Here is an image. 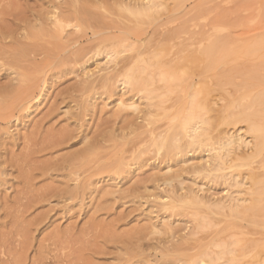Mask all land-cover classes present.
I'll return each instance as SVG.
<instances>
[{
	"label": "rangeland",
	"instance_id": "rangeland-1",
	"mask_svg": "<svg viewBox=\"0 0 264 264\" xmlns=\"http://www.w3.org/2000/svg\"><path fill=\"white\" fill-rule=\"evenodd\" d=\"M153 1L158 5L147 20L127 13L125 6L149 0H0V264H167L169 256L175 261L178 255L171 246L193 239L195 212L206 216L215 203L248 199L243 190L249 183L236 186L221 178L234 174L246 182L244 163L254 145L247 123L215 121L220 133L214 134L247 142L240 160L222 172L210 169L218 134L186 153L168 155L157 147L171 129L179 132L181 108L195 112L182 106L190 90L161 76L179 62L185 64L177 69L178 78L183 71L187 80L206 72L210 80L197 81L192 89L216 110L248 94L264 97V81L237 72L264 65V0H184L179 8L175 0ZM80 3L90 16L78 29L75 21L67 27L61 46L50 41V31L39 34V17L52 16L54 7L57 14L75 15ZM208 38L228 43L211 72L200 54ZM63 46L67 49L59 51ZM74 51L87 56L74 62ZM64 55L72 61L56 66L53 59ZM15 58L25 60L19 62L24 70L13 67H21ZM139 67H147L151 93L120 82ZM34 69L35 94L41 96L19 113L14 91L26 83L12 79ZM120 70L118 82L102 84ZM218 71L230 72L233 84L221 88L225 78L215 76ZM119 157L125 163L121 170ZM189 201L203 205L197 209ZM249 237L257 242L244 263L264 264V227L252 226Z\"/></svg>",
	"mask_w": 264,
	"mask_h": 264
},
{
	"label": "bare ground",
	"instance_id": "bare-ground-1",
	"mask_svg": "<svg viewBox=\"0 0 264 264\" xmlns=\"http://www.w3.org/2000/svg\"><path fill=\"white\" fill-rule=\"evenodd\" d=\"M175 2H174L175 7L179 8V6H182L184 0H175ZM77 5H78V7H76L77 9L73 8L75 11V15H72L73 13L71 14L69 11H67L69 12V15L66 12L67 16L66 15L63 16L61 12H60L61 14H57L56 12L59 9L56 10V7H54L56 12L55 11L53 12H55L56 14L53 13L52 16L46 15L45 17H39V19H37L39 22L37 30L38 29L40 30L41 28L40 30L41 33H39L38 31L37 32L40 35L41 34L45 35L50 31L49 34L52 33V35L51 34L49 35V37L52 36L50 41L54 39L56 43L59 44V46H61V43L64 41L63 34L65 33L67 27H69L71 23L75 21L77 22V25L75 23L74 28L78 29L79 26L81 25V24L78 25V23L79 22L82 23L83 19H86L87 21L88 16H90L86 8H81L82 7L81 3ZM157 5L158 4H156L153 0H149V2L146 4H138L133 6L127 4L125 6L126 7L125 11L133 15L137 19L142 18L148 20L149 11L152 10ZM50 12L52 14V11ZM48 14L50 13L48 12ZM89 19H94V17L93 18L89 17ZM46 27L48 28V30L46 29ZM34 28L36 29L35 26ZM97 30L96 32H93L95 33L94 37L98 42H101L102 38H100L99 31ZM45 36H43V38H45ZM40 38L42 39V37L40 36L37 39ZM69 41L70 40H68V42ZM208 41L209 42L206 46L202 45L200 54L205 59L207 72H211L212 70L216 71L218 65L221 64L220 59L222 57V54L227 50L228 43L227 41H224L222 39L212 40V38H208ZM54 44L52 46L53 49L56 48ZM64 46L61 48L59 47L58 50L61 51L60 49L62 48L65 49L66 47ZM44 49L45 48H43L42 50ZM92 51H94V49ZM98 52H100L99 49ZM75 53L77 55L79 54V56H77L76 54H72V55H76L74 57L75 58L74 62L76 61L79 62L78 57H80L82 51H79V53H77L76 51ZM85 54H83V56L80 57V60L83 59L85 56H87ZM34 56L35 55H33V57ZM67 56L69 55H66L65 59H64L65 55L63 57L57 56L56 59L54 58L53 60L55 62V65L62 66L63 64L72 61L71 58L67 59ZM15 59L14 61H11V63L13 62L12 64H15L18 62L17 63L18 66L21 67L19 68L17 66H13V67H16L17 69L21 68L24 70L23 67L25 66L23 65H25V62L23 61L25 60L20 62L16 59L17 62H15ZM48 60L50 59L45 57L42 60V62L44 61V63H46L45 61ZM19 62L21 64L22 63L24 64L19 65ZM28 64L30 63L28 62ZM184 64L185 63L179 62L178 67L172 66L171 68H168L172 72H168L169 74L166 73L162 74L161 80L163 82H168L169 80L179 81L181 85L184 86L185 92L188 93V91L190 90V93L187 94L186 97L187 103L182 104V106H184L185 104H189L188 106L195 107V112L191 113L188 112L187 108L185 107L183 109L181 108V111H179V116L176 118V120L179 119V132L176 133L173 129H171V131L168 132L165 136L163 137L161 136V138L157 140L156 142L157 147L160 148V150L167 151L168 155L172 152L175 153L176 151L180 154V153H186L185 151L190 152L192 150L202 148L203 146L208 144L207 142L216 141V143L214 144V146L216 145V148L210 150L211 152L214 153L212 157L215 160L214 166H211L210 169L211 171L222 172L224 170H227V168L229 167L228 166L229 163L240 160V157L242 155L241 156L239 155V150L241 148V145L247 142L240 143L239 141L242 140L236 139L234 135H229L227 137H224L223 135H219L218 133H220V130L218 129H217L218 131H216L218 132L217 133L218 135L214 134L216 120H218L219 124L222 125L232 124L235 126L237 123H247L249 133H251V135L254 137V145L251 148H249L251 149V152L249 156H247L248 158L246 157L247 154L245 152L246 162L244 164L249 168L248 171L249 173L247 174L248 176L246 177L247 179H245L246 182L244 180H241L240 182L236 181V178H238V176L234 174L232 175L225 174L224 176H221V178L223 179H230L235 183L236 186L237 185L245 186L248 185L249 183L250 187L248 189H244V190L242 189L243 192H245L246 195L248 196V199L244 200L241 197L240 198L232 197L230 198L228 204L215 203L213 207L209 209L208 214L206 216L202 215V213L195 212L194 215L195 219L193 220L194 232L192 233L193 239L187 237H185L184 239L182 238V241L179 242V244L171 246L169 250L178 253V255L175 257L176 259L175 261H177V263L179 261V264H251L250 262L244 263V260L254 250L253 248L255 247V243L257 242V241H252V239H250L249 237V235L251 234V227L252 226L264 227V103H263L264 97H259L258 95L253 96L252 94H248L246 98L241 99V101L239 102L223 101L225 104H223L222 107L220 106V108L216 110V107L214 105L215 103L212 106V104L207 103L206 101L199 100L198 90L195 88L192 89L194 86H196L197 81L198 82L207 81L210 80V77L205 72L201 75H195L197 79L187 80L186 73L183 71L181 72L182 74L179 75L181 78H178V76L176 75L177 69L179 70L183 69ZM36 72H38V70H35L34 72L29 71L28 74L16 73V76L14 77V79H12L15 82H17L16 85L17 84L21 85L22 83H26V85L24 84L22 86V91H20V88L17 89L16 92L14 91L15 100H16L14 107L15 110L17 109V112L19 113L20 112L23 113L29 110V106L32 104V102L37 101L41 96V94L38 96L35 94V90L38 85ZM237 72L243 74L247 78L264 81L263 64L262 65L256 64L255 66H252L250 70L244 66L242 67V69H238ZM120 73L121 70L118 75L113 74L110 75L111 77L109 76L104 77L102 79V84L105 87L112 86L114 83H116L117 79L119 80L118 77L121 76ZM146 73H147V67H139L132 69L131 71H129V73L123 76V79L120 82H122L123 85H126L129 89L136 91H147L151 93L152 92L151 88L153 87V80L146 78L147 77ZM229 74L230 72L226 73L219 71L215 74V76H220L225 78L224 80L221 79L222 81L219 83V86H221V88L233 84L232 78ZM13 83L14 82H12V84ZM236 90L239 92L238 88ZM167 92H171V90H168ZM9 115L10 114H7V116L5 115L6 118L9 117ZM213 134L215 136L216 135L218 136V137L216 136L217 140H215L216 138L214 139ZM255 159H257V161H253ZM116 164H117L116 167L119 170L125 167L124 160L121 157L116 159ZM256 164L258 165V167H255ZM232 167L234 166H231V168ZM193 203H191L190 201L187 202L189 206L193 207L195 205V208L197 209L198 207H201L203 205L201 202L200 203L193 202ZM219 215H222V217L219 220L215 221L216 218L214 219L213 216H219ZM172 261H173V257L169 256L166 262L167 264H171V263L175 264V261L173 262Z\"/></svg>",
	"mask_w": 264,
	"mask_h": 264
}]
</instances>
